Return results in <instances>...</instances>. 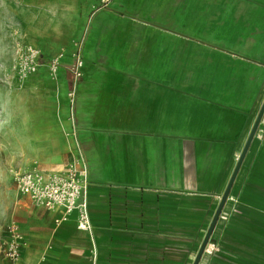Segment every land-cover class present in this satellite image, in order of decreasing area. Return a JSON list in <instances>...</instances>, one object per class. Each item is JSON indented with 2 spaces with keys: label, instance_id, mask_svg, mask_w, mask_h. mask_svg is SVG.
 I'll return each mask as SVG.
<instances>
[{
  "label": "crops",
  "instance_id": "0c3cea01",
  "mask_svg": "<svg viewBox=\"0 0 264 264\" xmlns=\"http://www.w3.org/2000/svg\"><path fill=\"white\" fill-rule=\"evenodd\" d=\"M100 1L11 0L16 24L29 28L24 43L42 52L20 83L51 80L71 155L67 94L75 53L85 60L74 109L93 224L79 230L76 212L17 191L15 264H193L264 102V0ZM60 53L52 79L47 64ZM107 125L134 127L115 132L116 181L88 155L89 144L109 140L96 129ZM199 264H264V117Z\"/></svg>",
  "mask_w": 264,
  "mask_h": 264
},
{
  "label": "rangeland",
  "instance_id": "374dc122",
  "mask_svg": "<svg viewBox=\"0 0 264 264\" xmlns=\"http://www.w3.org/2000/svg\"><path fill=\"white\" fill-rule=\"evenodd\" d=\"M11 3V0H0V243L7 239L9 224L15 222L19 227L13 219V200L21 197L16 189L15 174L26 171L21 170L24 166L32 170L65 164L63 169H67L74 159L58 126L52 104L51 80L40 74L21 84L15 77L12 66L17 47L30 41V33L29 28L20 29L16 24L14 17L17 16L13 15ZM31 16L35 18V14ZM104 112L113 118L116 115L115 110ZM133 128L117 125L96 127L98 136L105 131L112 133L108 141L96 142L94 148L90 144L87 147L94 171L100 173L103 180L123 178L116 171L115 132Z\"/></svg>",
  "mask_w": 264,
  "mask_h": 264
},
{
  "label": "built area",
  "instance_id": "2783aa9c",
  "mask_svg": "<svg viewBox=\"0 0 264 264\" xmlns=\"http://www.w3.org/2000/svg\"><path fill=\"white\" fill-rule=\"evenodd\" d=\"M110 0H101L100 6L109 4ZM16 59L13 63L15 77L19 82L25 81L42 66L41 50L28 43L17 47ZM63 54L53 57L48 62V71L52 79L59 76V65ZM85 60L80 52L75 53L73 68L74 84L68 91L69 121L71 129L65 131L67 137L76 142L77 153L67 169L42 170L32 169L17 172L14 176L17 191L29 197L38 207L47 210L62 209L65 215L77 213V228L91 231L93 224L90 217L88 200L85 196L89 186V167L81 151L77 136V120L75 116V99L77 86L84 74ZM7 239L0 243V255L8 264H15L20 257L23 236L15 222L7 226Z\"/></svg>",
  "mask_w": 264,
  "mask_h": 264
},
{
  "label": "water",
  "instance_id": "95a60500",
  "mask_svg": "<svg viewBox=\"0 0 264 264\" xmlns=\"http://www.w3.org/2000/svg\"><path fill=\"white\" fill-rule=\"evenodd\" d=\"M263 117H264V102H263V104L261 106V109H260V111H259V113H258V115H257V117H256V119L254 121V124L252 126L251 131H250L248 139H247V141H246V143L244 145L242 153H241V155H240V157L238 159V162H237L236 167H235V169L233 171L231 179H230V181L228 183V186H227V188H226V190H225V192H224V194L222 196V199H221V201L219 203V206L217 208L215 216H214V218H213V220H212V222H211V224H210V226H209V228L207 230V233H206V235L204 237V240H203V242L201 244V247H200V249H199V251H198V253H197L196 257H195V260H194L193 264H199L203 254H204V251H205L206 246H207V244L209 242V239L211 237L213 229H214V227L216 225V222H217V220L219 218V215L222 212V209H223V207H224V205H225V203L227 201V198H228V196L230 194V191H231L232 186L234 184V181H235V179L237 177V174H238V172L240 170V167H241V165H242V163L244 161V158H245V156H246V154H247V152H248V150H249V148L251 146V143H252V141H253V139H254V137H255L258 129H259V126L261 124V121H262Z\"/></svg>",
  "mask_w": 264,
  "mask_h": 264
}]
</instances>
